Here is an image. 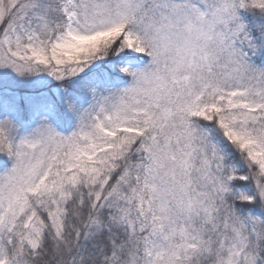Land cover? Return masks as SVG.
Instances as JSON below:
<instances>
[{"label":"snow or ice","instance_id":"obj_1","mask_svg":"<svg viewBox=\"0 0 264 264\" xmlns=\"http://www.w3.org/2000/svg\"><path fill=\"white\" fill-rule=\"evenodd\" d=\"M0 264H264V0H0Z\"/></svg>","mask_w":264,"mask_h":264}]
</instances>
